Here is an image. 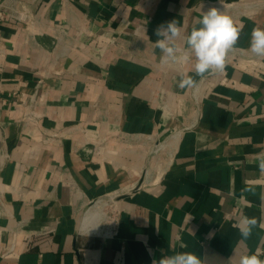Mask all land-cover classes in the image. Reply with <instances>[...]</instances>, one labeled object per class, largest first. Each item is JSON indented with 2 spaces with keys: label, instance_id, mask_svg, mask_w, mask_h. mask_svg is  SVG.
<instances>
[{
  "label": "crops",
  "instance_id": "obj_1",
  "mask_svg": "<svg viewBox=\"0 0 264 264\" xmlns=\"http://www.w3.org/2000/svg\"><path fill=\"white\" fill-rule=\"evenodd\" d=\"M21 1L35 21L0 23V264H152L185 251L239 264L260 249L264 230L242 241L234 225L264 219V57L226 61L225 81L200 76L187 37L216 7L242 27L234 47L247 55L264 0ZM172 20L179 35L155 34ZM157 40L188 51L185 67ZM188 77L204 82L198 99L179 86ZM100 202L117 232L100 234L106 210L82 230Z\"/></svg>",
  "mask_w": 264,
  "mask_h": 264
},
{
  "label": "clouds",
  "instance_id": "obj_2",
  "mask_svg": "<svg viewBox=\"0 0 264 264\" xmlns=\"http://www.w3.org/2000/svg\"><path fill=\"white\" fill-rule=\"evenodd\" d=\"M200 27H194L187 37V44L195 54V71L197 75L203 76L209 69L223 72L226 67V56L239 40L242 27H238L232 17L226 15L222 10L211 7L203 12L199 18ZM177 20L159 25L155 34L157 36L168 34V38L179 35L180 28ZM156 47L160 48L168 56H172L174 49L169 47L164 40H157ZM250 51L257 56L264 57V28L254 27L251 32L249 45ZM196 82L188 77L180 83V88L194 87ZM259 168L264 172V161L259 163ZM245 192H253V186L244 188ZM264 200V196L261 197ZM239 231L242 241H247L253 233V229L259 227L264 230V219L244 216L234 225ZM212 235V233H209ZM186 247V246H185ZM259 249L251 254L242 255L239 264H264L260 258ZM152 264H202L201 258L193 252H178L156 259L153 256Z\"/></svg>",
  "mask_w": 264,
  "mask_h": 264
},
{
  "label": "built area",
  "instance_id": "obj_3",
  "mask_svg": "<svg viewBox=\"0 0 264 264\" xmlns=\"http://www.w3.org/2000/svg\"><path fill=\"white\" fill-rule=\"evenodd\" d=\"M9 19L16 20L19 22H26V23L31 22V23H33L35 21V16H34V13H30L28 11V9L25 7L23 1H21V0H10L7 3L0 5V23H4L5 21H7ZM241 50H242L241 48H235V47L230 49L227 53L226 61H229L231 59H237L238 60V59H240V57L241 58L244 57L251 62H258V58H260V56H257L256 54H254L252 52H249L246 55V54H244V51H241ZM238 52L239 53L241 52L242 54L239 55ZM189 58H190V53L188 51L177 49L174 52V54L171 56V58L169 60V65L172 68H184ZM216 71L217 70H215V69H211L209 74H213ZM221 73L223 75H225L223 78V81L227 80L226 70H224ZM203 81L204 82L207 81L206 76L203 78ZM201 82L194 87V97H196V99H198V94H199L200 88L202 87V84L204 83L203 82L201 84ZM108 216H109V218H108V221L106 222V225H107V229L109 231L108 233L112 234V233L117 232L119 219L117 217L116 212H112ZM259 251H260L261 255H264V244L260 247Z\"/></svg>",
  "mask_w": 264,
  "mask_h": 264
},
{
  "label": "bare ground",
  "instance_id": "obj_4",
  "mask_svg": "<svg viewBox=\"0 0 264 264\" xmlns=\"http://www.w3.org/2000/svg\"><path fill=\"white\" fill-rule=\"evenodd\" d=\"M105 200H106V198H105ZM101 201H102V199H101ZM107 201H108V199H107ZM95 205L96 206L89 209L90 211L83 217V219H81L82 220V223H81L82 230L85 232L86 231L87 232L94 231L96 229V224H97L96 222H98L97 219L99 218L100 214L103 212L102 210L105 211L109 204L108 203L107 204L106 203L101 204V202H100V204L98 203V205L97 204H95Z\"/></svg>",
  "mask_w": 264,
  "mask_h": 264
},
{
  "label": "rangeland",
  "instance_id": "obj_5",
  "mask_svg": "<svg viewBox=\"0 0 264 264\" xmlns=\"http://www.w3.org/2000/svg\"><path fill=\"white\" fill-rule=\"evenodd\" d=\"M103 198H104V197H103ZM114 208H115V207H114L112 204H110V205L107 206L106 211H107L108 215L111 214V211H112V209H114ZM109 211H110V212H109ZM108 218H109V216H108ZM108 218H107V220H106L105 222H103V224H102V229H104V231H101L100 234H106V230H108V229H107V225H106V222L108 221Z\"/></svg>",
  "mask_w": 264,
  "mask_h": 264
}]
</instances>
